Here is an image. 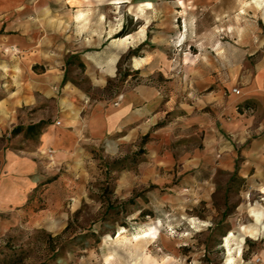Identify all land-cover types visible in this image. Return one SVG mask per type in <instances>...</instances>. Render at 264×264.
Wrapping results in <instances>:
<instances>
[{
  "label": "crops",
  "instance_id": "1",
  "mask_svg": "<svg viewBox=\"0 0 264 264\" xmlns=\"http://www.w3.org/2000/svg\"><path fill=\"white\" fill-rule=\"evenodd\" d=\"M117 1L0 0L2 215L19 214L30 199H70V183L56 196L55 171L73 166L89 146L113 135L119 142L118 132L127 138L144 135L166 117L157 131L173 133L178 140L200 139L203 147L185 149L177 158L165 148L164 157L154 152L142 160L137 180L162 185L168 180L165 172L183 174L176 188L190 190L195 202L212 206L218 175L231 178L235 172L263 197L264 31L242 39L240 62H227L221 46L217 56L224 66L212 67L208 74L197 70L189 97L176 107L145 84L112 101L88 96L76 81L77 71L94 89L103 88L134 40L129 33L114 36L122 23L119 10L129 12L128 0ZM25 123L43 124L33 142L11 133Z\"/></svg>",
  "mask_w": 264,
  "mask_h": 264
},
{
  "label": "rangeland",
  "instance_id": "2",
  "mask_svg": "<svg viewBox=\"0 0 264 264\" xmlns=\"http://www.w3.org/2000/svg\"><path fill=\"white\" fill-rule=\"evenodd\" d=\"M128 1L129 12L118 13L123 15L118 32L124 27L134 40L103 88L94 89L77 71L76 81L88 96L112 101L145 84L176 107L189 97L197 70L208 74L224 66L217 56L221 46L227 62H240L242 39L264 31V0L260 5L256 0ZM251 42L258 44L255 38ZM166 119L144 135L127 138L118 132L119 142L113 135L89 146L70 168L55 171L56 196L70 183V199H30L13 217L0 208V264H227L225 237L233 229L239 235L240 225L254 233L244 235L240 256L234 252L237 264H264V227L251 211L263 205L262 197L235 172L231 178L218 175L212 206L176 188L183 174L165 172L162 185L137 180L142 160L154 152L164 157L165 148L177 158L185 149L203 147L200 139L178 140L157 131ZM28 126L18 124L11 133L33 142L41 129ZM236 242L231 241L234 249Z\"/></svg>",
  "mask_w": 264,
  "mask_h": 264
},
{
  "label": "bare ground",
  "instance_id": "3",
  "mask_svg": "<svg viewBox=\"0 0 264 264\" xmlns=\"http://www.w3.org/2000/svg\"><path fill=\"white\" fill-rule=\"evenodd\" d=\"M122 1H117V3H120ZM257 2V5H260V2L259 0H256ZM147 5H151L150 2H147ZM252 213L256 219V222L259 226H262L264 227V208L261 206V207H252ZM239 230L241 231V233L239 235L235 234V232L233 231H229L228 235L225 237V247H226V250L228 252V257H227V260H226V263L227 264H237L236 262V255H241L242 253V244H243V241H244V235L245 234H253L254 233V228H247L243 225H240V228ZM156 232H154L155 234ZM144 235H141L139 237H142ZM234 240H238L237 243V246H236V249H234L231 245V241H234ZM234 252L236 253V255L234 254Z\"/></svg>",
  "mask_w": 264,
  "mask_h": 264
},
{
  "label": "trees",
  "instance_id": "4",
  "mask_svg": "<svg viewBox=\"0 0 264 264\" xmlns=\"http://www.w3.org/2000/svg\"><path fill=\"white\" fill-rule=\"evenodd\" d=\"M126 34H127V32H126L125 28L122 27L121 30L115 34V37H119L120 35H123L124 36ZM42 126H43L42 123H37V124L29 125L28 126V130H30V129H37V128L41 129Z\"/></svg>",
  "mask_w": 264,
  "mask_h": 264
},
{
  "label": "built area",
  "instance_id": "5",
  "mask_svg": "<svg viewBox=\"0 0 264 264\" xmlns=\"http://www.w3.org/2000/svg\"><path fill=\"white\" fill-rule=\"evenodd\" d=\"M235 91H236V92H239L238 89H235ZM89 101H90L89 99H86L85 102H86V103H89ZM57 124H60V121H57ZM262 203H263V205H264V196L262 197Z\"/></svg>",
  "mask_w": 264,
  "mask_h": 264
}]
</instances>
